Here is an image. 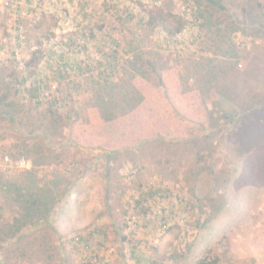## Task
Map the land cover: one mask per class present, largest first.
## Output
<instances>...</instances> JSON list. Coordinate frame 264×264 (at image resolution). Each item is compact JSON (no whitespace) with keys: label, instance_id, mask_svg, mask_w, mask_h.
<instances>
[{"label":"rangeland","instance_id":"rangeland-1","mask_svg":"<svg viewBox=\"0 0 264 264\" xmlns=\"http://www.w3.org/2000/svg\"><path fill=\"white\" fill-rule=\"evenodd\" d=\"M222 3L0 0V264H264V0ZM19 185L61 199L11 236Z\"/></svg>","mask_w":264,"mask_h":264},{"label":"trees","instance_id":"trees-1","mask_svg":"<svg viewBox=\"0 0 264 264\" xmlns=\"http://www.w3.org/2000/svg\"><path fill=\"white\" fill-rule=\"evenodd\" d=\"M213 4L224 8L223 5V0H211ZM86 13V12H84ZM134 15H129L128 20L133 19ZM197 20H203V13H200L196 16ZM153 23V20H150L149 24ZM144 25L143 22H141L140 27H142ZM184 25L180 24L178 27L175 28H171L168 26H164V27H160L161 29H165L166 31H168L167 36L165 37V39L170 40L171 36H175L176 34L180 33L183 30ZM84 35L86 34V31L83 32ZM114 45L118 46L120 45L119 40L115 39L114 41ZM131 50L125 48L123 53L124 54H130ZM118 50L113 49L112 53L110 54V56L112 57V60H108L106 59V62H99L100 66L106 65L108 64V70L109 72L105 73L102 72L103 74L106 75V79H110L114 73L117 71V65H119V63L117 62L118 58H119V54H118ZM62 59H64V56L62 54L61 56ZM213 60V59H212ZM210 60V61H212ZM68 62L65 61V64H67ZM237 63L238 62H227L225 64V67L223 70L225 71V73H229L233 70H235V68L237 67ZM60 76L62 77L63 75ZM217 78V77H216ZM27 80V76L23 75L22 76V83H25ZM207 83H211L210 80H207ZM45 85V84H44ZM215 89L213 87L210 88V91H212V88L214 89V95L215 94H219L221 96L224 97L225 100L233 102L236 105V108H233L231 111L229 110H224V117L226 119H230V118H234L236 115H242L245 113H249L255 109H257L259 106H261L263 104L262 99L259 97V95L257 94H253L252 97L250 98L251 100L249 102H246L247 100H245L243 98V89L240 88V86H229V85H224V86H214ZM46 86H38V89H45ZM213 93V92H212ZM8 95L5 94L2 97H0V106L3 104V100L6 99ZM143 98L142 96L138 99V101H141ZM130 103V101H128ZM42 102L41 101H37V105H40ZM109 103V105H108ZM138 103V102H137ZM136 102L134 103H130L129 105V109H133L136 105ZM52 106L57 104L56 100L51 101ZM105 104V105H104ZM108 106L107 109L104 108L103 115L104 118L108 121L112 120L115 116V113L112 114V112H110V108L112 109L115 108L116 106L114 105V102L109 101H103L101 106ZM54 111V110H52ZM212 115V114H211ZM210 115V116H211ZM213 116L210 117V120H212ZM209 120V121H210ZM216 125V122L211 121V122H206V123H202L201 124V128L203 130L207 129V128H214V126ZM17 191H18V198H17V202L20 204L21 206V218L20 219H16L17 222H19V225L17 226V228L12 232V234H10L11 236H15V234L17 232H19L23 227L28 226V225H35L37 224L39 221L46 219L48 213L50 212V210H52L54 208V206L60 201L61 198H56V196L52 199V204L51 206H49L48 201H46L47 199L44 198V196L41 194L42 192L38 193V192H34L29 186H21L19 185L17 187ZM42 191V190H41ZM164 224L166 225V222H164ZM79 240H83L86 241L85 238L83 236L79 237ZM135 256V254H134ZM220 257L217 254H212L211 250H208L207 253L205 255H203L202 257H200L197 261L196 264H219L220 263ZM139 261H143L141 258L139 259ZM146 262V261H145ZM96 263H91V264H97Z\"/></svg>","mask_w":264,"mask_h":264},{"label":"built area","instance_id":"built-area-1","mask_svg":"<svg viewBox=\"0 0 264 264\" xmlns=\"http://www.w3.org/2000/svg\"><path fill=\"white\" fill-rule=\"evenodd\" d=\"M4 162L7 165H11L12 167H16V168H25V167H29L30 166V162L27 160H20V161H16L13 162L9 157H4ZM8 168V166H7ZM164 230H166L167 225H163Z\"/></svg>","mask_w":264,"mask_h":264},{"label":"crops","instance_id":"crops-1","mask_svg":"<svg viewBox=\"0 0 264 264\" xmlns=\"http://www.w3.org/2000/svg\"><path fill=\"white\" fill-rule=\"evenodd\" d=\"M134 248H136V247H134ZM142 259L143 261H139V259ZM135 259H136V261H137V263H142V262H149V257H147L146 255H144V254H142V255H140V254H138L136 257H135Z\"/></svg>","mask_w":264,"mask_h":264}]
</instances>
